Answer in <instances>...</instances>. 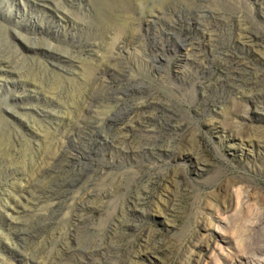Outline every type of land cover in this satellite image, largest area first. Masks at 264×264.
<instances>
[{
  "label": "rangeland",
  "instance_id": "obj_1",
  "mask_svg": "<svg viewBox=\"0 0 264 264\" xmlns=\"http://www.w3.org/2000/svg\"><path fill=\"white\" fill-rule=\"evenodd\" d=\"M36 1L0 0V264H264V0Z\"/></svg>",
  "mask_w": 264,
  "mask_h": 264
},
{
  "label": "bare ground",
  "instance_id": "obj_2",
  "mask_svg": "<svg viewBox=\"0 0 264 264\" xmlns=\"http://www.w3.org/2000/svg\"><path fill=\"white\" fill-rule=\"evenodd\" d=\"M38 1H40V0H38ZM38 1H36V3H38ZM0 70H3V67H1ZM5 72H7V70H6ZM32 83H33V82H32ZM109 113H110V112H109Z\"/></svg>",
  "mask_w": 264,
  "mask_h": 264
}]
</instances>
